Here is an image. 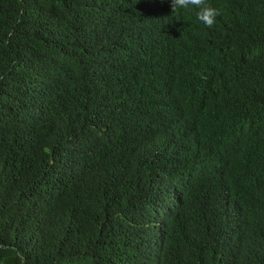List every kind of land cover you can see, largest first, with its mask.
Masks as SVG:
<instances>
[{"label": "trees", "instance_id": "16d2710c", "mask_svg": "<svg viewBox=\"0 0 264 264\" xmlns=\"http://www.w3.org/2000/svg\"><path fill=\"white\" fill-rule=\"evenodd\" d=\"M0 0V264H264V0Z\"/></svg>", "mask_w": 264, "mask_h": 264}, {"label": "clouds", "instance_id": "9594fccd", "mask_svg": "<svg viewBox=\"0 0 264 264\" xmlns=\"http://www.w3.org/2000/svg\"><path fill=\"white\" fill-rule=\"evenodd\" d=\"M171 8L173 12L178 10H196L198 21L206 27L212 28L216 23V18L219 15V10L209 4L207 0H171ZM0 250H7V246L0 245ZM18 264H26V258L18 250L15 251Z\"/></svg>", "mask_w": 264, "mask_h": 264}]
</instances>
